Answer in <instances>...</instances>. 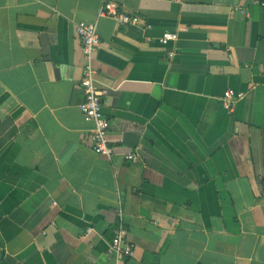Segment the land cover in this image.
<instances>
[{
    "label": "crops",
    "instance_id": "obj_1",
    "mask_svg": "<svg viewBox=\"0 0 264 264\" xmlns=\"http://www.w3.org/2000/svg\"><path fill=\"white\" fill-rule=\"evenodd\" d=\"M82 21L111 157L79 109ZM121 227L126 264H264V0H0V264H115Z\"/></svg>",
    "mask_w": 264,
    "mask_h": 264
},
{
    "label": "built area",
    "instance_id": "obj_2",
    "mask_svg": "<svg viewBox=\"0 0 264 264\" xmlns=\"http://www.w3.org/2000/svg\"><path fill=\"white\" fill-rule=\"evenodd\" d=\"M176 3H183L184 0H172ZM100 15L111 17L117 20L120 25L130 24L136 25L140 22L138 16L129 15L119 12L114 3L106 2L100 8ZM76 35L82 43L84 70L83 78L81 79V89L84 94V100L79 105L85 119L93 123V129L90 134V142L93 151L101 156L111 157L114 154L115 148L109 139L110 122L106 118L103 111V96L106 90L98 86L96 79V69L93 60L95 54L100 47V36L98 27L93 22H79L75 26ZM177 40V34L166 32L160 38V43L167 47L173 41ZM170 58L175 56V52L171 51L168 55ZM244 92L228 89L222 96L223 105L232 110L234 104L244 97ZM128 161H137V155L134 153L126 154ZM90 230V229H89ZM134 246L128 241L127 233L124 228L116 231L109 247L108 257L115 264H126L127 260L133 257Z\"/></svg>",
    "mask_w": 264,
    "mask_h": 264
}]
</instances>
